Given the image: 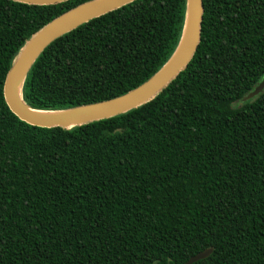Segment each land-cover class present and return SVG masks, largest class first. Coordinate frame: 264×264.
<instances>
[{
  "label": "trees",
  "instance_id": "1",
  "mask_svg": "<svg viewBox=\"0 0 264 264\" xmlns=\"http://www.w3.org/2000/svg\"><path fill=\"white\" fill-rule=\"evenodd\" d=\"M89 0H0V264H264V0H202L186 66L145 103L70 128L18 119L3 82L30 36ZM186 0H133L51 41L38 110L114 98L175 50Z\"/></svg>",
  "mask_w": 264,
  "mask_h": 264
},
{
  "label": "water",
  "instance_id": "2",
  "mask_svg": "<svg viewBox=\"0 0 264 264\" xmlns=\"http://www.w3.org/2000/svg\"><path fill=\"white\" fill-rule=\"evenodd\" d=\"M26 4L46 5L66 0H15ZM133 0H89L56 16L33 33L20 49L3 82V97L9 110L20 120L39 127L70 128L90 121L108 118L135 108L160 91L188 63L200 38L203 15L202 0H186L184 24L179 42L168 60L146 81L130 91L111 99L62 110H38L22 99L21 89L26 74L41 51L54 39L78 25ZM264 88V78L242 101L252 98ZM205 249L191 256L183 264H192L211 253ZM157 261L152 262L156 264Z\"/></svg>",
  "mask_w": 264,
  "mask_h": 264
},
{
  "label": "bare ground",
  "instance_id": "3",
  "mask_svg": "<svg viewBox=\"0 0 264 264\" xmlns=\"http://www.w3.org/2000/svg\"><path fill=\"white\" fill-rule=\"evenodd\" d=\"M22 95V94H21Z\"/></svg>",
  "mask_w": 264,
  "mask_h": 264
}]
</instances>
